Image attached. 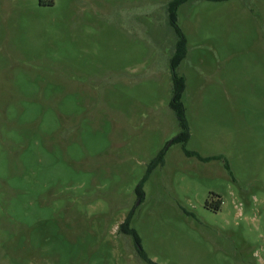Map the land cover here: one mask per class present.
<instances>
[{"label": "rangeland", "instance_id": "374dc122", "mask_svg": "<svg viewBox=\"0 0 264 264\" xmlns=\"http://www.w3.org/2000/svg\"><path fill=\"white\" fill-rule=\"evenodd\" d=\"M170 1L0 0V264H264V0L178 10L210 162Z\"/></svg>", "mask_w": 264, "mask_h": 264}, {"label": "trees", "instance_id": "16d2710c", "mask_svg": "<svg viewBox=\"0 0 264 264\" xmlns=\"http://www.w3.org/2000/svg\"><path fill=\"white\" fill-rule=\"evenodd\" d=\"M189 0H171L168 5H167V10L169 13V19L172 27L174 28L175 34L177 36V43H176V48L175 52L173 55V58L171 60V67L173 70V97L171 101V109L174 111L175 116L178 121V125L180 128V134L174 139V143H180L183 146V151L185 155L189 158H197L200 161L203 162H210L211 160L214 159H221V157H210V158H203L200 156L197 152H193L187 149V144L190 140V127L188 124V120L186 117V112H185V107L182 101L183 94L186 90V78L184 76H179L175 71L176 69L180 66L181 62L187 57L188 49H187V40L186 37L181 30V28L178 25V10L179 8L187 3ZM207 1H212V2H224L228 0H207ZM164 155L165 153H161L159 156V159L156 160V165L158 166L160 164H163L164 162ZM225 168L228 170L230 173V166L226 162L225 163ZM145 182V179L142 181V183L139 185L137 189V193L139 196H142L144 194L142 187ZM220 206L216 207V210L219 209ZM130 216L127 217L126 221L122 225V230L123 232L132 235L138 244L139 239L135 233L134 230L130 229L129 223H130ZM142 259L147 263V264H157L150 259L146 257V255L142 252H140Z\"/></svg>", "mask_w": 264, "mask_h": 264}]
</instances>
